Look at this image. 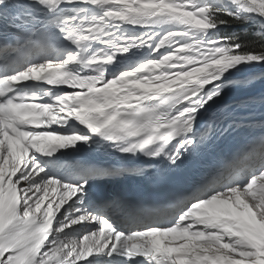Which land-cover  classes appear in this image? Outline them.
I'll use <instances>...</instances> for the list:
<instances>
[{"label": "snow or ice", "instance_id": "6c2138e0", "mask_svg": "<svg viewBox=\"0 0 264 264\" xmlns=\"http://www.w3.org/2000/svg\"><path fill=\"white\" fill-rule=\"evenodd\" d=\"M234 24L254 39L221 34ZM258 67L264 0H0V264H264V135L216 151L252 122L222 93ZM94 146L148 162L68 152ZM188 166L164 201L92 183L163 186Z\"/></svg>", "mask_w": 264, "mask_h": 264}, {"label": "trees", "instance_id": "16d2710c", "mask_svg": "<svg viewBox=\"0 0 264 264\" xmlns=\"http://www.w3.org/2000/svg\"><path fill=\"white\" fill-rule=\"evenodd\" d=\"M253 29H251V33H253ZM252 39H254V36H253V34H250V33H247V34H245L243 37H242V39L241 40H252Z\"/></svg>", "mask_w": 264, "mask_h": 264}, {"label": "clouds", "instance_id": "9594fccd", "mask_svg": "<svg viewBox=\"0 0 264 264\" xmlns=\"http://www.w3.org/2000/svg\"><path fill=\"white\" fill-rule=\"evenodd\" d=\"M65 207H66V206H65ZM85 231H86V230L80 232V234H79V236H78L79 239H82V237H83V233H84ZM77 264H80V262H77Z\"/></svg>", "mask_w": 264, "mask_h": 264}, {"label": "bare ground", "instance_id": "6f19581e", "mask_svg": "<svg viewBox=\"0 0 264 264\" xmlns=\"http://www.w3.org/2000/svg\"><path fill=\"white\" fill-rule=\"evenodd\" d=\"M137 30H139V28H138V27H137ZM46 169H47V168H46ZM47 171H49V172L52 174V171H51V170H48V169H47Z\"/></svg>", "mask_w": 264, "mask_h": 264}]
</instances>
